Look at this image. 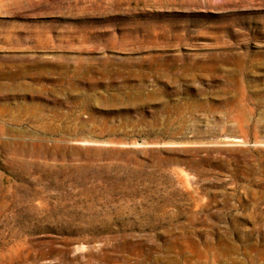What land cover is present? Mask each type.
Masks as SVG:
<instances>
[{
	"label": "rangeland",
	"instance_id": "obj_1",
	"mask_svg": "<svg viewBox=\"0 0 264 264\" xmlns=\"http://www.w3.org/2000/svg\"><path fill=\"white\" fill-rule=\"evenodd\" d=\"M0 264H264V0H0Z\"/></svg>",
	"mask_w": 264,
	"mask_h": 264
}]
</instances>
